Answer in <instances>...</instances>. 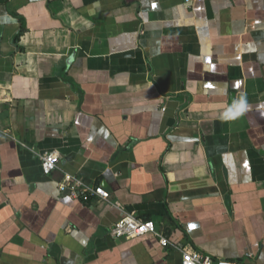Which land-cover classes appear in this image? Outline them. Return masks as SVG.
Segmentation results:
<instances>
[{"label": "crops", "instance_id": "1", "mask_svg": "<svg viewBox=\"0 0 264 264\" xmlns=\"http://www.w3.org/2000/svg\"><path fill=\"white\" fill-rule=\"evenodd\" d=\"M0 28V264H264V0H0Z\"/></svg>", "mask_w": 264, "mask_h": 264}, {"label": "built area", "instance_id": "2", "mask_svg": "<svg viewBox=\"0 0 264 264\" xmlns=\"http://www.w3.org/2000/svg\"><path fill=\"white\" fill-rule=\"evenodd\" d=\"M187 3L199 0H185ZM60 154L57 150L45 151L41 155L40 167L44 175H49L57 166ZM61 191L67 189L66 186H59ZM73 194H79L86 197V194H94L102 200H107L108 192L101 186L88 187L78 182L73 187ZM111 234L117 238H137L145 235H152L158 238L162 246L170 244L169 240L156 228L155 223L149 219H142L134 216L132 213H124L110 229ZM181 252L180 264H233L222 259H213L210 255L198 252L196 250H186L181 245H176Z\"/></svg>", "mask_w": 264, "mask_h": 264}, {"label": "clouds", "instance_id": "3", "mask_svg": "<svg viewBox=\"0 0 264 264\" xmlns=\"http://www.w3.org/2000/svg\"><path fill=\"white\" fill-rule=\"evenodd\" d=\"M248 102L246 97L241 94L238 99H234L231 106H229L224 113H222V119H236L242 116L248 109Z\"/></svg>", "mask_w": 264, "mask_h": 264}, {"label": "water", "instance_id": "4", "mask_svg": "<svg viewBox=\"0 0 264 264\" xmlns=\"http://www.w3.org/2000/svg\"><path fill=\"white\" fill-rule=\"evenodd\" d=\"M0 32H1V28H0Z\"/></svg>", "mask_w": 264, "mask_h": 264}]
</instances>
